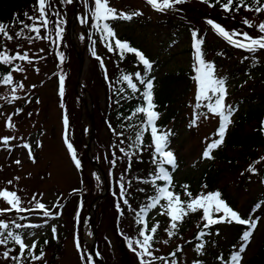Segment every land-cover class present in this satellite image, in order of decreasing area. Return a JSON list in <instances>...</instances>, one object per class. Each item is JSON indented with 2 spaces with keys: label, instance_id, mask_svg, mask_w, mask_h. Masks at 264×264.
<instances>
[{
  "label": "rangeland",
  "instance_id": "rangeland-1",
  "mask_svg": "<svg viewBox=\"0 0 264 264\" xmlns=\"http://www.w3.org/2000/svg\"><path fill=\"white\" fill-rule=\"evenodd\" d=\"M83 1V2H82ZM80 5H84L85 2L82 0ZM194 1L188 0L187 3L181 4L185 5V8L194 6ZM53 8L56 6L61 10L65 8H70L71 13L68 16L69 23L67 24V40L76 43V50L83 53V63L82 66V76L81 84L85 85L86 91H83L80 87L78 92L82 95L84 100L88 103L92 100L93 94L90 90L95 93L99 92L100 103L104 107L103 98L104 95L101 94V86L96 84V79L91 78L90 73V58L88 57L89 52L84 47L86 44V31L84 25L82 24L81 18L85 16L86 10L78 6L74 9V5L65 4L62 0H51ZM91 0H87V5ZM110 6L116 8L118 11L134 12L139 11L142 13L140 17L149 18L150 21L158 20L161 12L152 11V7L146 3V0H110ZM86 9L88 7L85 6ZM177 8V6H175ZM170 9V11H175ZM169 11V10H166ZM205 13L206 9H201L199 12ZM76 13V23H73V13ZM198 12V11H196ZM159 13V15H158ZM176 15V12H170ZM201 13V14H202ZM196 15V13H194ZM191 19V18H190ZM250 21L258 25L264 22V19L255 17L248 18ZM187 20V19H186ZM72 24L73 27L72 28ZM199 26L197 29L200 31L202 36L204 35V40L213 41L217 43L218 46H222L224 42L221 37L215 34L211 27L206 23L205 18H198L197 22L194 23ZM208 26L210 29H208ZM192 26L183 25L179 35L174 37L172 40L167 41L163 35L159 33H154L147 28H141L138 24H118L119 35L123 33L131 34L133 40H135L136 46L140 47L143 53L150 54L152 58L161 60L162 66L159 71L155 74V77H161L171 71L176 72L181 70L189 71L193 64V53H192V38L191 31ZM74 29V36H71V30ZM83 36V39H81ZM75 37V38H74ZM253 37V36H252ZM66 38V37H65ZM72 44V43H71ZM45 44L43 42L32 43L31 45H26L22 48L23 53L27 52L29 57L33 60L32 64H28L22 61L20 66L24 69L23 72H13V78L15 83H23L24 88H17L15 95L19 99L11 101V87L0 83V138L3 137H15V139L10 140L8 146L0 143V189H8L9 191H15L22 199V207H32L28 201L31 197L36 194L37 198L46 205V207L52 211L54 214L59 213L56 218H46L40 212L35 213H21L17 214L15 212L14 216L24 215L26 217L27 224H40V228H31V232L25 236L23 239L26 244L31 245L34 241L41 245V242L45 237L52 236V227L55 226L56 234L60 233L61 230H65L68 235L64 236L62 241L58 240L61 244L60 254L57 257V261L53 264H86V257L91 255L89 250L90 242H93V232L90 227L91 220H94V226L96 227L97 238L95 239V247L99 254H102L105 264H118L116 261L117 257V240L115 237V232L111 225V220L103 218L97 221L98 206L96 211L90 210V206L93 203L95 182L99 177L96 170L90 165L88 159L85 155L86 141L88 140L89 128H91L89 123V116H87V106L80 100L79 95L75 94L76 79L79 70L78 60L74 53V60L78 63V70L74 72V60L72 61V55L65 54L64 61L61 64L55 59L51 58L50 54H47ZM42 50V51H41ZM205 50V49H204ZM207 61L212 59L210 54H206ZM59 60V58L57 59ZM38 69V71H37ZM64 75V82L67 80L66 85L64 83V96L59 95V78L54 80L55 73L58 70ZM218 78L223 79V72L217 74ZM254 78H250L243 82L241 77H235L232 79L228 87V96L226 99V104L230 105L233 109V114L231 116V126L237 122V117L241 114H245L248 110L253 109L252 107L257 103H251L248 100L251 95V90L256 88L254 85ZM241 82H243L241 84ZM35 86V87H33ZM90 98V99H89ZM188 108L184 110V122L181 124V128L171 139L170 148L178 151L182 158L183 166L176 171L175 181H178L179 185L187 184L189 188L193 186L194 183L201 178L203 172H210L215 175L218 183L221 186H225L227 191L232 194L235 199L236 211L240 214L246 210L249 206L254 191L252 189L246 191V189H239L240 182L246 177V181L250 182L252 173L249 172V167H253L255 170L257 168L264 167V161L258 162V159H249L248 163L242 164L235 169L230 168L225 162H222L217 158L219 151L227 152L230 158L237 159L239 151L231 149H223L221 146L214 150L213 155L215 159L207 160L202 159V152L205 150L208 143L212 139H217L215 135L216 128H218V117L208 114L207 118L201 117L198 121V127L189 128L190 120L193 116L194 108L196 104L193 96L188 97ZM63 105V106H62ZM20 110L19 114L15 113ZM199 112H203L198 110ZM67 115L68 119L71 117V125L68 127V140L72 143L74 149L76 150L77 156L87 159L86 162L81 161V169H77L73 160L70 158L67 146L64 140L65 127L63 124V117ZM12 117V122L15 124L14 129H9L6 127V121L8 117ZM263 124H264V120ZM229 127V129L231 128ZM97 126L95 128L96 133ZM249 131H253L251 125H246L242 128L244 134H248ZM231 132V130H228ZM99 135L102 137L101 140L104 143L107 139L104 129L101 128ZM227 138V134H226ZM225 138V140H226ZM225 142V141H224ZM29 144L32 149V155L35 159L33 162L28 154V149L22 147L23 144ZM38 143L40 146H38ZM100 146V151L104 150ZM93 149H91L92 154L98 153V148L96 144H92ZM11 149V150H9ZM100 158L105 159L104 155ZM21 161L20 164H16L15 161ZM257 163V164H256ZM255 164V166H251ZM83 170V171H82ZM81 171L89 179H93L90 182V186L83 184ZM19 177V179H15ZM86 180V179H85ZM8 181H12L11 184ZM94 182V183H93ZM243 182V181H242ZM87 183V182H86ZM200 189V190H199ZM198 194L201 192L207 193L206 189L199 187ZM82 194V200H81ZM68 200L66 208L62 209V204ZM59 204L60 207L56 208ZM8 205L0 200V208H6ZM72 214H77V218L74 221ZM92 215V216H91ZM223 215V213H220ZM244 215V214H243ZM59 217V218H58ZM60 219V220H59ZM152 221L161 220L159 215V209L151 216ZM250 220L257 221V228L253 233L251 243L249 244L246 252L243 254L244 259L242 264H248V262L254 258L260 248L264 244V201L260 204L254 211H252V216L249 217ZM45 221H47L45 223ZM221 230L226 228L224 223L220 225ZM98 230V231H97ZM220 230V231H221ZM246 228L244 231H247ZM225 231V230H223ZM243 231V233H244ZM34 233V235H32ZM242 233V235H243ZM79 237L81 248L78 251L75 243V238ZM224 233L221 231L218 235V243H222V239L225 238ZM90 243V244H89ZM242 241L241 238L236 242L232 248V253L236 251ZM3 251H6L4 246H0V264H16L15 261L5 260L2 256ZM16 253V252H15ZM11 255H18L17 254ZM44 261L48 262L50 259L51 250L47 248L44 251ZM85 256V260L81 259V256ZM100 256V255H99ZM190 254L186 256L189 258ZM102 258V257H100ZM94 264H97L96 261Z\"/></svg>",
  "mask_w": 264,
  "mask_h": 264
},
{
  "label": "trees",
  "instance_id": "trees-1",
  "mask_svg": "<svg viewBox=\"0 0 264 264\" xmlns=\"http://www.w3.org/2000/svg\"><path fill=\"white\" fill-rule=\"evenodd\" d=\"M82 1V0H81ZM83 2V1H82ZM214 2V0H212ZM250 3L251 0H248ZM36 0H0V22L8 25V31L10 34H13L14 39L12 41L5 40L2 36H0V41H2L3 48H6L9 54H15L18 50L20 53H23L22 48L26 45H31L32 43L43 42L46 46L47 54L51 55V58L56 61L59 58V53H63V55L70 54L72 55V61L74 60V53L71 48V43L67 40V24L68 16L71 13L70 8H65L64 10L58 8L57 6L53 8L55 11H59L61 16H63L66 23L63 25L64 33H63V41L58 45L51 43L48 39L42 40H32L29 42L28 39L24 37L34 36V33H30L28 30H24L22 37H15V33L21 30V25L18 22H14V16H18L19 20H23L25 23L31 24V21H28L24 17V13L27 12L29 15L36 16L38 13L34 10V5ZM194 6L185 8V5H176L175 11H164L159 15L158 20L150 21L149 18H143L140 16H135L131 21H123V20H113L108 21V23L113 27L116 36L121 41H126L130 44V46L141 50V48L136 46L134 43L135 40L132 39L131 34L123 33V35H119L120 31L117 29L118 24H138L141 28H147L154 33H159L163 35L164 38H167V41L172 40L174 37H177L183 29V25H191L192 30L200 31L197 29L199 26L194 23L197 22L198 18L212 19L215 22L221 24L229 31L238 30L241 32H247L250 36L257 37L259 33L256 28H248L243 24L244 18H250L255 15V17L264 19V13L256 14L255 12L245 11L241 9L238 13H225L221 10L220 6L217 5L214 8L208 7L206 4L200 2V0L194 1ZM72 5V4H71ZM254 6V5H253ZM88 8L92 7V0L87 5ZM82 8L86 10L85 14L88 15V22L85 24L87 33V42L89 52L88 57L90 58V73L91 78L96 79V84L101 86V94L104 95L103 101L106 105L105 107L100 103V94L99 92L93 93L91 90V94H93L92 100L94 107V116L95 125L97 126L95 133V144L98 148V153L95 154V158H97V162L104 169L106 174V178L108 179V189L106 196H103L101 202L98 203V213H97V221L100 219V216L105 217L107 220H111V225L113 227V231L115 232V237L118 242L117 244V257L116 261L118 264H139V259L135 255V253L129 249L128 240L133 241V247H136L134 241L137 239H142L139 236V231L141 229V225L136 224V212L143 208L147 203H149V197L157 194L156 187L166 186L163 181H157L156 187H153L151 183L145 184L141 181L143 180H151L153 176L157 174V168L152 163V150L147 148L146 145L150 143V136L145 133L144 142L145 148L143 151L133 157L131 161V166L129 168V161L127 157L123 156V153L119 151V148H124L128 151H135V147L129 148V145L132 144V140L135 138L136 132L138 131V126L145 119L142 114L133 115L136 107L140 106L144 103L143 97L141 93L145 90L144 86L139 83L138 80L135 79V73L139 72L142 76L145 75V70L142 64H139L134 54L127 53L124 58L121 59L118 53L108 52L107 48L104 46V41L101 40V34L95 28V21L92 19V16L88 13V9L85 8V4H82ZM206 9L205 13H202L199 10ZM198 11V12H196ZM126 13L128 10L125 11ZM176 12V15L174 13ZM196 13V15L194 14ZM202 13V14H201ZM50 18L54 21L57 17L52 16L50 13ZM191 18V19H190ZM187 19V20H186ZM255 25V23H254ZM54 26L52 24L49 25V29H53ZM208 29L210 27L208 26ZM41 35L46 36L47 32L44 29H41ZM201 37L205 38V36L200 34ZM66 37V38H65ZM222 39V38H221ZM93 41H96L95 45H93ZM222 46H218L217 43L213 41H206L204 44L205 58L206 54H210L212 59L208 62H212L216 68V75L219 72H223V79L226 81V87L230 85L232 79L235 77H241L243 82L249 80L250 78H254L255 83L253 86L256 88L251 90V95L248 97L251 103H257L254 105L251 110H248L245 114H241L237 117V122L231 126V132L227 133V138L224 144L221 146L223 149H231L239 151L238 158L233 159L230 158L229 155H226L227 152L219 151L220 153L217 155L220 161L225 162L230 168L237 169L242 163L243 165L248 163L249 159H258L260 161H264V131H261L262 124L264 120V51H258L256 53H249L245 50L235 48L229 45L226 41H224ZM95 48V51L98 56L103 59L104 67L102 68L100 62L92 55V49ZM3 50V49H0ZM193 51V49H192ZM143 52V51H142ZM218 53H223V55H219ZM145 54V53H144ZM146 57L150 59L153 63V70L149 74V78L155 77V74L159 71L162 66L161 60H157L156 58H152L150 54H145ZM35 58L33 57V60ZM32 60V61H33ZM36 60V59H35ZM16 64H21L22 61H15ZM74 72L78 70V63L74 60ZM105 69L107 70V75L105 73ZM11 71V67L7 65H0V78L4 74H7ZM62 71V70H61ZM60 69L56 72L54 80L63 76ZM132 75L133 82L137 84V87L140 89V92L133 93L131 89L127 87V83L124 82L121 77L122 75ZM195 75V72L192 68L189 71H185L181 68V70L168 73L161 77H155L154 79V102L158 105L157 111L161 113L160 119L157 121V124L163 130H171L178 135V131L181 128V124L184 122V110L188 108V97L190 95L193 96V99L196 101L195 96L197 94V85L192 77ZM67 80H65L66 85ZM241 82V84L243 83ZM59 84V82H58ZM64 85V86H65ZM123 89V91H120ZM197 103V101L195 102ZM203 112H207V109L201 108L199 109ZM131 117V119H129ZM69 120V124L71 125V117ZM220 120V118H219ZM220 123V122H219ZM251 125L253 131H249L248 134L241 133L242 128L246 125ZM111 125V128L109 127ZM219 127V126H218ZM101 128L104 129V133L107 136V139L103 143L101 140V136L99 135V131ZM70 129V127H68ZM113 129L118 133H123L122 137H118L113 133ZM218 128H216V131ZM229 130V129H228ZM174 135V136H175ZM173 136V137H174ZM131 137L132 139H129ZM171 137L170 139H172ZM121 139L124 140V143H121ZM104 150L100 151V146ZM117 145L119 147H117ZM174 151L177 156L178 167L173 171L169 168V172L173 177V187L170 189L181 195L182 200H187L188 198L184 195V189L182 185L178 184V181H175L176 171H178L182 166V158L181 155L178 154V151L175 149H171ZM69 152V151H68ZM113 152H115L117 157H121V159L117 160L115 167L112 166L110 161L114 159ZM104 155L105 159L100 158ZM71 157V155H70ZM77 158L79 160L88 164L87 159L81 157V155ZM72 159V158H71ZM257 164V163H256ZM251 166H255V164H251ZM167 167V166H166ZM126 169H128L126 171ZM83 171V170H82ZM81 171L83 184H87L90 186L91 180L88 176L86 177L84 173ZM124 175V183L127 190L126 198L129 200V204L132 209L136 211L129 210L128 205L123 204L122 200L119 196V186L118 182L120 181V176ZM97 177L96 174L94 175ZM215 175L208 172H203L201 178H198L196 183L193 184L188 190L193 193V196L198 195L199 187H203V189L208 192L220 191L222 193V199L226 200V202L236 211L235 199L232 197V194L229 193L225 186H221L218 183V180ZM86 179V180H85ZM103 180L99 178L95 182L96 186H92L91 189H94L93 197H98L104 190V185L102 183ZM128 181H131V185L128 184ZM243 181V182H242ZM240 182L239 189H246V191L252 189L254 191V195L251 198V201L248 203L249 206L240 214L242 218L249 219L252 216V211H254L262 201H264V167L257 168V170L252 173L250 182L246 181V177L243 178ZM87 182V183H86ZM94 183V182H93ZM207 185V187H204ZM143 188L144 191L141 192L139 189ZM200 190V189H199ZM82 200V194H81ZM163 204L164 201H161ZM66 204H68V200L62 204V209L66 208ZM119 204V208L117 207ZM33 207V206H32ZM159 209V212L161 209ZM149 209L147 214L145 215V220L148 222L149 226L154 225L157 221L160 224V228L155 234L154 242H153V251L155 256H163L167 259L169 264L172 261L175 264H194V261H199L200 264H229L232 248L236 244V242L242 237V233L245 230L244 225H237L235 223L227 224L224 223L226 228L221 230L220 224L213 225L209 229H203V224L201 216L202 212H197L190 214L188 217L184 219V222L180 225L177 236L169 239L164 229L168 226V217L164 215H160L161 220L157 219L152 221L151 216L156 211V209ZM123 212V215H121ZM72 217L77 218V214H72ZM17 217L14 216V213H7L5 216H0V219H4L6 221H10ZM59 218V217H58ZM60 220V219H59ZM17 222L21 224H27L26 218L24 220H17ZM200 227H197V226ZM97 227V226H96ZM204 230L209 232L210 235H207L203 238L204 249L203 254H198L196 251V245L201 243L200 240L196 239V235L200 230ZM14 233H18L21 235L22 239L27 236L31 232V228H21L15 229L12 227L11 229ZM224 233L225 238L222 239V243H218V235L217 232L221 231ZM98 231V230H97ZM68 235L65 230H61L60 233H57L56 238H53V234L50 237H45L41 242V245L38 244L36 252L39 254L40 249H43V252L48 249L51 250V256L48 262H45L44 259L42 261H32L31 257H27L22 264H53L57 260V257L60 254L61 244L58 243V240L62 241L64 236L60 238L59 234ZM127 237L128 239H125ZM47 240L48 243L45 244L44 241ZM164 240H168L167 244L163 243ZM177 246H182V251L178 252L175 257H172L170 253L176 250ZM9 248L14 249L15 251L11 252V254H17L19 250V246L15 245L11 241L7 245L6 250ZM158 249V251H156ZM139 250V249H137ZM190 254L189 258L186 256ZM27 256V253H26ZM101 259L105 262L103 255L101 254ZM223 259H220V258ZM106 263V262H105ZM155 264H165V261L157 260ZM248 264H264V244L263 247L260 248L259 252L254 255V258L251 259Z\"/></svg>",
  "mask_w": 264,
  "mask_h": 264
},
{
  "label": "snow or ice",
  "instance_id": "snow-or-ice-1",
  "mask_svg": "<svg viewBox=\"0 0 264 264\" xmlns=\"http://www.w3.org/2000/svg\"><path fill=\"white\" fill-rule=\"evenodd\" d=\"M62 2L70 5L73 4L74 0H62ZM84 2L87 7V0H84ZM187 2L188 0H146V3L158 12L174 9L176 5H181ZM200 2L206 4L210 8H214L219 5L221 10L225 13H238L241 9L249 12H255L256 14L264 13V0H251L250 3L248 0H214V2H212V0H200ZM33 7L38 15L33 16L29 15L27 12L24 13V17L28 21H31V24L25 23L23 20H19L18 16H14V22H18L21 25V30L14 34L15 37H22L23 32L26 29L30 33L35 34L34 36L24 37L25 39H28L29 42L32 40L48 39L51 43L58 45L63 41V25L66 23L63 16H61L59 11H55L53 9L51 0H36ZM50 13L52 16L57 17V19L53 21L50 18ZM88 13L95 21L94 26L101 34V40L104 41V46L107 48L108 52L118 53L121 59H123L127 53L134 54L139 64H142L145 70V75L143 76L139 72L135 73V79L138 80L145 88V90L141 93L144 103L136 107L135 112L133 113V115L142 114L145 118L138 126V131L136 132L135 138L132 140V144L129 145L130 149L135 147L136 150L128 151L124 148H119V151L123 153L124 157L128 158L130 168L133 157L139 155L145 148L144 136L145 133H147L150 136V143H148L146 147L152 150V163L156 166L158 171L150 181L143 180L141 182L145 184L151 183L153 187H156L157 181H163L166 185L163 187H156L157 194L149 197V203L136 212L137 218L135 222L137 225L142 226L139 231V236L142 237V239L134 241L136 247H133V241L128 240L129 249L132 250L138 257L139 264H155L157 260L165 261V264H169L165 257H158L154 255L152 245L155 234L160 228V224L157 221L154 225L149 226L148 222L145 220V215L148 210L159 207L161 209L159 215L168 217V226L164 229V231L169 239L177 236L179 227L184 222L186 217L193 213L202 212L201 219L205 222L203 224V229H209L213 225L220 223H235L237 225L247 226L248 230L244 231L241 237L242 243L240 247L234 251L229 261V264H242L244 259L243 254L246 252L249 244L251 243L253 233L257 228V221L242 218L237 211L233 210V208L229 206L226 200L222 199V193L220 191L208 193L201 192L198 195L193 196V193L188 190L189 185L184 184L182 185V188L184 189V195L188 199L182 200L180 194L170 190L173 187V177L169 172V168L174 171L178 167L177 156L170 148V138L173 137L175 133L171 130H163L157 124L161 113L157 111L158 105L154 102L153 89L155 77L149 78V74L153 70V63L142 51L130 46L128 42L118 39L113 27L108 23V21L113 20L131 21L133 17L140 16L142 13L139 11L131 13L118 11L116 8L110 6V0H92V7L88 8ZM80 22L82 24H86L88 22V15L82 17ZM206 23L211 27L216 35L235 48L245 50L249 53H256L260 50H264V22L254 25V23L248 18L243 19V24L248 28H256L259 33L257 37H252L249 33L238 30L229 31L212 19H207ZM50 24L54 26L53 29H49ZM8 27V25L0 22V36L7 41H12L14 36L9 33ZM41 29H44L47 32L46 36L41 35ZM191 38L193 41V70L195 72L192 79L197 85V94L195 96L197 103L193 106V116L188 126L189 128L198 127V121L201 117L207 118L208 114L220 118L219 127L215 133L218 138L212 139L211 142L207 144L201 156L202 159L213 160L215 159L213 155L214 150L224 144L229 125L232 123L231 116L233 114V109L230 105L226 104L228 96L226 81L217 77L214 63L208 62L205 58L204 38L201 37L199 32L196 30L191 31ZM81 39H83V36H81ZM92 43L95 45L96 41H93ZM0 49H3L0 50V65H7L11 67V71L4 74L2 78H0V83L11 87L12 95L9 101L11 102L19 99V97L15 95L17 88H24L23 83H15L14 81L12 73L24 71V69L19 64H16L15 61H25L28 64H32L33 61L27 52L20 53L17 50L15 54H9L8 50L3 48L2 41H0ZM218 54L223 55V53ZM92 55L100 62V65L103 68V59L97 55L94 47L92 49ZM64 59L65 57L63 53H59V61L61 64ZM105 73L107 75L106 69ZM121 79L127 83V87L131 89L133 93L140 92L137 84L133 82L132 75H122ZM120 91H123V89ZM59 95L61 97L64 96L63 76H60L59 78ZM201 108L207 109V112H199L198 110ZM19 112L20 110L18 109L15 114L18 115ZM129 119H131V117H129ZM63 124L65 127V144L75 167L79 170L81 169V161L77 158L76 150L74 149L72 143L68 140L69 120L66 114L63 117ZM6 127L9 129L15 128V124L12 122L11 116H9L6 121ZM109 127L111 128V125H109ZM261 131H264V124H262ZM113 133L118 137L123 136V133H118L114 129ZM12 139H15V137H3L0 138V143L8 146L10 144V140ZM129 139L132 138L129 137ZM121 143H124L123 139H121ZM38 146H40L39 143ZM22 147L28 149L30 159L35 162L31 146L25 143ZM117 147L119 146L117 145ZM112 155L114 159H112L110 163L113 167H115L117 160L121 159V157H117L115 152H113ZM15 163L20 164L21 161L16 160ZM257 163H259V161ZM127 170L128 169H126V171ZM248 171L254 172L255 169L253 167H249ZM15 179L18 180L19 177H16ZM96 179L99 180V177L97 176ZM124 179L125 177L122 174L120 176V181L118 182L119 196L123 204L128 205L129 210L135 212L136 210L132 209L129 204V200L126 198L127 190L125 183L123 182ZM8 183L11 184L12 181H8ZM131 183V181H128L129 185H131ZM204 187H207V185H204ZM139 191L143 192L144 189L141 188ZM0 200L8 205L6 208H0V216H5L10 212H15L17 214L40 212L46 218H56L59 215V213L54 214L50 211L46 205L37 198L36 194H34L31 197V200L28 201L29 204L33 205V207H22L21 197L17 194V192L9 191L8 189H0ZM161 201H164V203L162 204ZM59 207L60 205L57 204L56 208ZM117 207L119 208V204H117ZM220 213H223V215H220ZM121 215H123V212H121ZM25 218L26 217L24 215H18L17 218L10 221L0 219V246L7 248V245L11 241L15 245H18L20 250L18 255L10 256V253L15 250L9 248L8 250L3 251L2 256L5 260L15 261L16 264H22V261L27 259L29 256L32 261H42L45 255L43 249H40L39 254H37V242L34 241L31 245H28L25 243L24 239H22L20 234L14 233L11 230L12 227L15 229L42 227L40 224H21L17 222V220H24ZM46 222L47 221H45V223ZM197 227L200 226L198 225ZM203 229L196 235V239L201 241V243L196 245V251L201 255L203 254V249L205 247L203 238L210 235L209 232H206ZM51 231L53 233V238L55 239V226L52 227ZM216 234L218 235L219 233L217 232ZM32 235H34V233ZM125 239L128 238L125 237ZM168 242V240L163 241L165 244ZM44 243L47 244L48 241L45 240ZM75 243L77 250L79 251L81 245L78 236L75 238ZM156 251H158V249ZM180 251H182V246H177L176 250L170 253V255L175 257ZM97 255H99V253H97ZM81 259L85 260V256L82 255ZM220 259L223 258L221 257ZM86 264H94V260L91 255L86 257ZM171 264H175V262L172 261ZM194 264H200V262L194 261Z\"/></svg>",
  "mask_w": 264,
  "mask_h": 264
},
{
  "label": "water",
  "instance_id": "water-1",
  "mask_svg": "<svg viewBox=\"0 0 264 264\" xmlns=\"http://www.w3.org/2000/svg\"><path fill=\"white\" fill-rule=\"evenodd\" d=\"M77 2H78V0H76V1L74 2V9L77 8V5H78ZM72 47H73V50H75V53L77 54L76 57H77L78 63H80V65H79V71H78L79 76H77V82H76V85H77V86H76V88H75V92L78 93V87L82 86V85L80 84V80H81V76L83 75V74H82V66H84V63H83V53H79V52L76 50V45H75V43H73ZM82 89H83V88H82ZM83 91H86V90L83 89ZM80 99H81V100L85 103V105L87 106V110H88V112H87V116H89V121H90V126H91V128L89 129V140H87V143H86V148H87V150H86V158H88L89 163L92 164V166L94 167V169H96L97 172H98V173L102 176V178L104 179V184H105V188H106L105 194H106V192L108 191V189H107V183H106L107 179L105 178V174H104V172H103V168H100V166L97 164V162L95 161V158L93 157V155H92V153H91V149H92L91 146H92V144H93V142H94V139H95V137H94V130H95V128H96V126H94V118H95V116H94V112H93V107H94V105H92L91 102H90V105H88V104L86 103V101L81 97V95H80ZM105 194L103 193V195H105ZM103 195H101L100 197L96 198L95 201H94L93 203H97V202H99L100 199L103 197ZM93 203H92V205L90 206V210L95 211L94 208H93ZM90 222H91L90 226L92 227V230H93V232H94V235H93V242H92L93 244L90 245V254H92V257H93L94 261H96V262L99 263V264H105V263H103V262L97 257V254L95 253V245H96V243H95L94 241H95V239H96V234H97V232H96V230H95V226H94V223H95V222H94V220H91Z\"/></svg>",
  "mask_w": 264,
  "mask_h": 264
},
{
  "label": "bare ground",
  "instance_id": "bare-ground-1",
  "mask_svg": "<svg viewBox=\"0 0 264 264\" xmlns=\"http://www.w3.org/2000/svg\"><path fill=\"white\" fill-rule=\"evenodd\" d=\"M74 22L76 23V20L73 19V23H74ZM72 28H74V27H73V24H72ZM72 32H73L72 35L74 36V29L72 30ZM74 38H75V37H74ZM91 216H92V215H91ZM263 223H264V221H263ZM89 244H90V243H89Z\"/></svg>",
  "mask_w": 264,
  "mask_h": 264
}]
</instances>
